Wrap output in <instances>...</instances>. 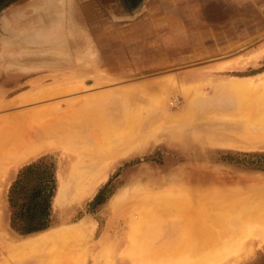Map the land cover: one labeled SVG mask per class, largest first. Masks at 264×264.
<instances>
[{"label": "rangeland", "instance_id": "1", "mask_svg": "<svg viewBox=\"0 0 264 264\" xmlns=\"http://www.w3.org/2000/svg\"><path fill=\"white\" fill-rule=\"evenodd\" d=\"M110 1L103 0L104 4ZM176 4L178 8L185 9L186 13V16L182 17L185 20L186 32H183L181 44H173L174 38L168 27L159 25L158 32H154L155 29L153 30L151 25L139 28L141 41L144 43L146 38L149 41L168 44H133L130 36L127 44H100L99 40L95 39L96 36H105L100 29H105L108 35L117 29L106 21L108 11L99 0H7L2 4L0 94L4 93V98L0 96V99L14 101L20 96L32 93L31 90H36L40 84L48 86L58 80L82 81L84 87L57 97L22 103H19V100L16 103L14 101L11 106L0 107V116L6 118L5 116H11L13 113L15 115L12 116H16L18 113L21 115H17L16 119H19L28 113L24 119L29 124L36 117L52 115L57 110L54 106L57 101L94 93L101 95L104 94L101 92L108 93V90H111L113 94H117H112L114 98L105 99L104 114H107L106 118L112 116V122L116 121L113 126L117 135L121 130L129 128L124 133L128 132L127 135L133 139L138 137V145L136 143L135 146L139 148L103 162L96 174H102L105 178L95 186L93 193L77 200V203L54 205L58 190L57 177L49 228H57L66 223L80 224L82 230L85 229L84 232L87 233L81 234V237L88 238L85 237L84 240L80 237V240L70 241L75 246L61 243L54 247L48 246L52 249H27L28 252H21L22 249L17 246L39 232L21 234L11 226L8 202L10 185L23 166L45 156L56 161L57 172L59 169H66L65 173H69L70 166L77 158L82 154L86 157L89 155V141H93L95 135L86 138L88 134L84 132L85 135L79 133L80 137L76 134L70 144L41 152L16 165H10V157L6 159L8 163L0 162V242L3 240L14 246L13 248L16 246V251L19 249L15 258L8 257L4 250V254L0 251V264H145L143 256L149 248L154 250V245L168 236V231L172 229L169 224L174 223L172 220L175 218L174 215L171 216V220L167 222L168 227L165 221L161 222L158 216V219L156 218L159 208L156 213L153 208L159 206L150 204L146 207L148 202L145 204L140 199L141 194L147 193L146 197L148 193L156 194L164 190L181 192L180 194L184 195L181 198L177 195L175 199L182 208L184 206L185 213L195 212L200 216L210 204L199 202L197 195H194V199L193 193L189 197V194L183 192L184 187L193 188L192 191L199 187L203 191L213 189L216 191L215 195L217 191L222 193L229 190H233L232 195H239L257 188L258 184L255 183L260 181V175H264V144L255 148L246 147L245 143L235 138L220 136L225 133L222 130L236 131L233 123L228 125V121H232L231 116L235 118L234 113L237 114L236 99L238 98V103L241 101L238 115L242 113L240 109H250L255 100L253 102V99H250L252 102L249 104L251 97L247 100L244 94V100H247L244 105V100H240L244 97L240 93L239 96L233 95L231 91L229 93L221 82L234 77L254 80L264 77V53L260 49L264 47V0H183L177 1ZM68 9L76 15L71 23L67 17ZM47 14L48 18L45 17ZM100 21L105 23L100 25ZM124 23L119 21L118 29L124 37H128ZM129 27L128 25V30ZM31 33L36 36L37 33L38 36L42 34L43 39L50 38L51 41L40 44L29 42ZM101 77L105 78L104 81L97 83ZM106 78L110 81H105ZM149 83H155L158 88H148L146 84ZM129 87L133 89L130 90ZM124 88H129L125 91L128 94L133 92V95L125 94ZM113 102L118 103L113 105ZM94 104L93 102L84 106L81 111L97 109V113L100 107ZM248 104L251 106L247 107ZM37 105L48 107L39 112L29 111ZM114 107L123 115L119 112L118 115ZM75 114L78 113H74L77 117ZM8 122L10 121L2 120L0 124L4 123L3 127H9L13 123ZM98 122L100 121H95L92 125L95 124L97 128ZM89 123L90 121L87 122ZM227 125L231 129L227 128ZM0 129L4 130L2 125ZM131 131L135 134L132 135ZM103 138V142L110 141L109 137ZM99 139L94 141L101 143L102 140ZM133 139L131 141H135ZM186 195L189 199H186ZM183 198L186 204L181 201ZM192 198L199 201L194 203ZM135 200L136 202H133ZM188 204H191L193 210H189ZM144 206L149 208L148 210L152 207L151 212L154 211V218L159 221L153 222L154 219L146 216L145 219L142 218L140 210H143ZM225 219L224 223L227 222ZM142 220L145 222H141ZM211 227L212 233L217 234L215 228L218 226L214 228V225H211L210 229ZM192 234L188 233V237L191 235L192 240L196 239ZM150 243H154L153 246ZM146 255L145 259L148 257ZM160 261L157 264L166 263ZM237 264H264V247H256L253 253H247Z\"/></svg>", "mask_w": 264, "mask_h": 264}, {"label": "bare ground", "instance_id": "2", "mask_svg": "<svg viewBox=\"0 0 264 264\" xmlns=\"http://www.w3.org/2000/svg\"><path fill=\"white\" fill-rule=\"evenodd\" d=\"M40 9L41 8H39V10ZM22 10H24V9H22ZM68 10H69V13H67V15H68L67 17L71 23L72 18L75 17L76 15L74 16V11L71 12L70 9H68ZM52 14H55V13H52ZM51 15H49V16L51 17ZM45 17L48 18V14L45 15ZM42 25H43V23H42ZM46 27L48 28L49 25H47ZM46 27H45V29H46ZM43 29H41V30H43ZM61 34H62V32H61ZM30 35H31L32 39L28 38L29 42L32 41V42H36V43L40 44V43H45V42L51 41L50 38H49V40L43 39L42 34L40 36H38V33H37V36L40 37L39 39L37 38L36 35H32V33ZM260 49H261V52L264 53V47L263 48L260 47ZM252 54H250V55H252ZM246 56H247V54H246ZM243 57L241 56V58H243ZM248 57H250V56H248ZM256 57L257 56H255V58ZM255 63H256V61H255ZM104 79L105 78L101 77V78H99V82H97L98 80H96V82L101 83L104 81ZM105 81H110V79L106 78ZM221 83H222V85L227 87L229 93L231 91L232 93H234L233 95H236V96H239L241 94V96L244 98L240 99V97H241L240 96L239 97L240 100L243 101L245 99V96L248 100V98L250 96L251 98H249L248 103L250 104V102H252V101L254 102V100H255V102H254V104H252V106L248 104L249 106H247V107L251 106L250 109H247L242 105V108L244 107V109H240V110H242L241 111L242 113L239 112L240 114L238 115V108L241 107L240 106L241 101H239V103H238L237 102L238 98H237L236 99V103H237L236 106H238V107L235 108V109H237L236 110L237 114L234 113L235 118L232 115L231 117H233L234 119L232 118L231 122L228 121L229 126L232 123L234 124V128L236 129V131L233 132V131H229V130H222L225 133H222V135H220V136L224 135V137H227V138L228 137L235 138V139H237V141L245 143L246 147L248 146V147L255 148L257 145L259 146V145L264 144V77L261 78V80H254L251 78L250 79H244L242 77H234L233 79H228L226 82H221ZM146 85H148L149 86L148 88H150V89L153 87L158 88V86H155V83H149ZM141 86H142V84H141ZM141 86H140V88H143ZM82 87H84V84L82 81L81 82L80 81H74L73 82L71 80H69V81L58 80V81L53 82L52 85H48V86H41V84H40V86L39 85L37 86L36 90L35 89L31 90L32 93H29L28 95L20 96L19 98L15 99L14 101H15V103L19 102V101H20L19 103H22L24 101H29V100L30 101H36V100H42V99L50 98V97H57V96H60L62 94L64 95L65 93H69V92H72L75 90L82 89ZM132 87H129L130 90ZM129 88L128 89L124 88V91H125V89L129 90ZM110 91L111 90H108V93H106V91L101 92V93H104L101 95L100 94L97 95L96 93H94V95H92V94L86 95V96L80 95V96H75L72 99H68V100L62 99L60 101H57L54 104V106L57 107V110L52 115L41 117V118L36 117L33 119V121L31 120V122L29 124L24 119L25 116L28 115V113L27 114L23 113L25 116H24V118L20 117L21 119L20 118L16 119V118H18V117H16L17 115H21L18 113L16 116H12L14 113L11 116H5L6 118L0 116V117H2V118H0L1 122H2V120H6V121L8 120L10 122H13V123H11L12 125L10 124V122H8L10 124L9 127H3L4 123L0 124V125H2V129H4L3 131L0 129L1 130V132H0V162L2 163V162L6 161V163H8L7 160L9 159V157H10V159H9L10 165H16V164L21 163L23 161H27L30 158H32L33 156H36L37 154H39L41 152L48 151V150H51L53 148H58V147L70 144L71 141L75 138L74 135H76V134H77V136L80 137L81 134L86 133V135L88 134V136H85L86 138L89 137V135H90V138H92V135H95L93 137L94 140L97 138L98 139L100 138L99 140H102V142L104 140H106L103 137H106V138L109 137L110 141H109V138L107 139L109 141L108 143H106V142L102 143L100 141L102 144L99 143L98 141H94V140L91 141L92 139L91 140L86 139L87 141L90 140L89 141L90 146L88 145L89 146V150H88L89 155H87V157H86V156H84V154H82L79 159L77 158L72 163V165L70 166L71 171H69V173H65L66 169H64V170L59 169L58 170V172H57L58 190H57V194H56V197L54 200V205L62 206L65 203L71 205L73 203H77L78 202L77 200H81L82 198H85L87 195L93 193L95 186L97 184H99L100 182H102L103 179L105 178V176L102 177V174L101 175L96 174V171L103 164V162H105V161L108 162V161H110L111 158L116 159L119 156H122L128 152L130 153V152L134 151L136 148H139V147L135 146L136 143L138 145V141H139L138 137H137L138 135L136 136L137 139L134 137L135 141H131L133 139V137L131 136L132 138H130V136L127 135L128 132L124 133V131H127L129 128H127L126 130L123 129L124 131L121 130L122 132L121 131L118 132V135H117V131L114 130L115 127L113 126L114 125L113 122L116 123V121L112 122V120H113L112 116H111V118H109V116H108V118H106L107 114L106 115L104 114L103 109H105L104 108L105 99L107 100V98L110 99V97H112L113 93H112V91L110 93ZM119 92L121 93V90ZM243 92H245V93H243ZM246 92H247V95H246ZM115 93L116 92H114V94H113L114 96L117 94V93L116 94ZM124 93L128 94L127 91H125ZM129 94H130V96H132L133 92L129 93ZM244 94H245V96H244ZM233 95H231V96H233ZM0 96L2 98H4V93H1ZM25 96H26V98H25ZM114 96L112 98H114ZM121 98H123L122 95H121ZM250 99L251 100L253 99V100L251 101ZM247 100H244L242 103L246 104ZM14 101L13 100L7 101L4 99L3 100L0 99V107H4V106H8V105L11 106V104H14ZM93 102L95 103L94 104L95 106L99 105V107H100V108H98L99 111L97 113H96L97 109L93 110V111H91V110L81 111L84 106H87ZM113 103H114L113 105H115V103H118V102H113ZM254 105H255V107H254ZM47 107L48 106H45V105H39V106L37 105V107L36 106H35V108L32 107L33 109H31L29 111L39 112L40 110L41 111L46 110L44 108H47ZM114 108H116V107H114ZM116 109H117L116 113L119 112L120 114L123 115V113L121 111H119L118 108H116ZM0 110H1V108H0ZM246 110H248V111H246ZM112 111H114V110H112ZM75 112L78 113V114H75L76 116L78 115L77 117L74 116ZM94 112H95V114H94ZM109 112H107V113H109ZM112 113L115 114L114 112H112ZM119 113H118V115H119ZM124 113L127 116L126 112H124ZM79 116H80V118H79ZM228 116H230V114ZM120 117H122V116H120ZM123 117L126 118L125 116H123ZM74 118H75V120H74ZM162 118H164V117H161V119ZM109 119L110 120L112 119V120L110 121ZM128 119H129V117L127 118V121H129ZM229 120H231V119H229ZM89 121H90V123L87 124V122H89ZM95 121H100V122L96 123V125L99 124V127H97V128L95 127V124L92 125V123L93 122L95 123ZM79 122H82V124H79ZM228 125H227V128L229 127ZM229 129H231V127H229ZM133 131H134V128H133ZM135 131H137V130H135ZM79 133H81V134L79 135ZM130 133L132 135L135 134V133L133 134L132 131ZM136 134H137V132H136ZM127 137H129V138H127ZM83 138H84V136H83ZM113 138L115 140H113ZM92 142H93V144H91ZM95 142H97V143H95ZM83 151H85V150H83ZM10 161H12V162H10ZM102 172H104V171H102ZM100 173L101 172H99V174ZM95 174L97 175V177L95 176ZM259 178H260V181L258 183H255V184H258V185H256L257 188H254L251 191L247 190V191H244L243 193L241 192L242 194H239V195H232L233 190H232V192H229L230 191L229 190L228 192L223 191L222 193L217 191V193L215 195L214 193L216 191H213V189H207V190L205 189L206 191H203V190H200L202 188L199 187V189H196V190L194 189L192 191L191 189H193V188L184 187L185 189H183V192L186 194H189V197H190V195H192V193H193V196L194 195L198 196V199L200 201L197 199L195 201H199V202L202 201L204 204L205 203L210 204V206L207 207L205 211L200 213V216L196 215L195 212L194 213H191V212L185 213V211L183 210L184 206L182 208V206L179 204V202L176 201L177 195L178 196L180 195V198L184 195V194L181 195L180 194L181 192L179 193L178 191H174V190H164L163 192H159V193L156 192V194L159 196H157L155 193L154 194L148 193V196H146V197H145V195L147 193L141 194L144 197L141 196V198L140 197L139 198L141 200H143V202L145 204L148 202L146 207H149L150 204L151 205L153 204L154 207L159 206V207H156L153 209L155 210V213H156V210L159 208L160 212L157 210V212L159 214L156 213L157 214L156 218L158 219V217H159V220H161V222H162V220L165 221L166 223L169 222L171 220V218L173 217L172 215H174L173 218H175L174 220H172V221H174V223L170 222L172 225L169 224L170 229L171 228L172 229L170 231H168V232H170L168 234V236L166 235L167 237L166 238L164 237L163 241H161L157 245H154L155 246L154 250H151V248H149V246H147V248H149L150 250H148V252L145 251L146 253L143 252V255H144V253H145V255L146 254L148 255V257L146 259H145V255L143 256L144 261L146 260L145 264H152L153 262H155L157 264V263H159L158 261H160V260H162L160 262L166 261L165 264H237V263H239V261L244 256H247V253L248 254L253 253V251L256 249V247H264V175H260ZM213 186H215V185H213ZM222 187H224V186H222ZM220 191H222V190H220ZM234 192H236V191H234ZM149 194H150V196H152L151 197L152 199L148 198V197H150ZM153 196H154V198H153ZM186 196H185L186 199H189L188 195H186ZM195 197L196 196H194V199H195ZM142 198H144L145 200ZM156 199H159V201ZM146 200H149V201H146ZM138 201L139 200H137V202ZM181 201L186 202L184 200V198ZM191 201L192 202L194 201L193 198ZM195 201H194V203H195ZM133 202H136V200ZM199 202H197V204ZM184 204H186V203H184ZM191 204H193V203H191ZM139 205H142V204H139ZM190 205L188 207H190ZM193 206H195V205H193ZM146 207L144 206L143 210H140L142 212L141 213L142 218L145 219V216H146L148 218H151V220L154 219L153 222L159 221L156 218H154L155 213H153L154 211L151 212V210H153L152 207L150 208V210H148L149 208L147 209ZM145 208H146V210L150 211L151 213L148 211H147L148 212L147 213ZM189 210H193V207H192V209L190 207ZM194 210L196 211V208ZM186 211H188V209ZM196 213H198V210L196 211ZM145 214H147L148 216ZM223 218L224 219L226 218L225 220L227 222L224 223ZM141 222H145V221L142 220ZM79 225L80 224L77 225L75 223H68V224L66 223V225H61L57 228L51 227L47 230L45 229L43 231H39V233H37L36 236L25 240L22 244H19L20 247L19 246H17V247L22 249L21 252L22 251L26 252L27 249L28 250L31 249V250H35V251L37 248H38L37 250L43 249V248L52 249V248H49L48 246L54 247V246L59 245L61 243L68 244L69 246H72V245H74V243H71L70 241H73L74 239L80 240L81 238L82 239L84 238V240H85L86 236L81 237V234L83 235V233H86V232H84L86 230L85 229L82 230L83 228H81ZM167 225H168V223H167ZM169 225H168V227H169ZM211 225H214V228L217 226L219 227V229H218V227L215 228V229H217V232H218V233L216 232L217 234H215V232L212 233L213 228L211 227L212 229H210ZM148 227H149V229H151L152 226L149 224ZM148 227H146V228H148ZM166 229H164V230H166ZM152 230H153V228H152ZM188 233L189 234L193 233L194 237H196V239H193L194 240L193 241L192 238H190L191 235H189V237H188ZM156 235H158V234H156ZM138 237L141 238V236H138ZM191 237H193V236H191ZM86 238H88V237H86ZM70 244H72V245H70ZM150 244H152V246H153L154 243H150ZM13 247L10 246V243L5 242L3 240L0 242V248H1L0 251L4 250L9 255L8 257H11V258H13L15 256V253L19 251V249H18V251L15 250L16 246H15V248H13ZM4 251H3V254L5 253ZM0 255H1V252H0ZM150 259H151V261H153L152 263H151V261H149ZM112 260H114V259H112ZM84 261H86V260H84ZM5 264H7V262ZM8 264H10V263H8Z\"/></svg>", "mask_w": 264, "mask_h": 264}, {"label": "trees", "instance_id": "3", "mask_svg": "<svg viewBox=\"0 0 264 264\" xmlns=\"http://www.w3.org/2000/svg\"><path fill=\"white\" fill-rule=\"evenodd\" d=\"M56 190L57 165L53 158L45 156L23 166L8 191L11 226L21 234L49 228Z\"/></svg>", "mask_w": 264, "mask_h": 264}, {"label": "crops", "instance_id": "4", "mask_svg": "<svg viewBox=\"0 0 264 264\" xmlns=\"http://www.w3.org/2000/svg\"><path fill=\"white\" fill-rule=\"evenodd\" d=\"M177 1L183 2V0H144L135 11L119 13L116 4L112 0L108 4H104L103 0H99L108 11L106 21L108 20L111 26L113 25L117 30L116 32H110L111 34L108 35L104 31L105 29H100L105 33V36H96L95 39L99 40L100 44H127L130 36L133 44H168L167 42L164 43L161 41H149L146 38L144 43L141 41L142 37L140 36L141 32H139V28L151 25L152 29H155L154 32H158L157 26L159 25L168 27L174 38L173 44H181V38L184 37L183 32H186L184 30L185 20H183L186 13H184L185 9L177 7ZM119 21L125 22L124 24L127 26L125 30L127 31L128 37H124L121 33L122 31L118 29ZM103 23L105 21H100L99 24L103 25ZM128 25L130 26L129 30Z\"/></svg>", "mask_w": 264, "mask_h": 264}, {"label": "flooded vegetation", "instance_id": "5", "mask_svg": "<svg viewBox=\"0 0 264 264\" xmlns=\"http://www.w3.org/2000/svg\"><path fill=\"white\" fill-rule=\"evenodd\" d=\"M5 1L1 3V6ZM112 1L114 4H116V8L119 13H126V12L129 13L139 8L144 0H112Z\"/></svg>", "mask_w": 264, "mask_h": 264}, {"label": "water", "instance_id": "6", "mask_svg": "<svg viewBox=\"0 0 264 264\" xmlns=\"http://www.w3.org/2000/svg\"><path fill=\"white\" fill-rule=\"evenodd\" d=\"M3 1H5V0H0V8H1V3H2Z\"/></svg>", "mask_w": 264, "mask_h": 264}]
</instances>
